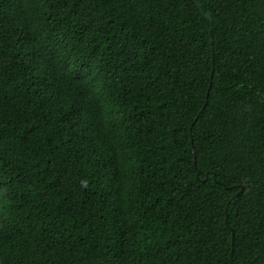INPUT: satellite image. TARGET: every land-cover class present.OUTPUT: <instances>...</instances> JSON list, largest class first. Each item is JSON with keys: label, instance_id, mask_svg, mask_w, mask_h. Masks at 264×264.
<instances>
[{"label": "trees", "instance_id": "trees-1", "mask_svg": "<svg viewBox=\"0 0 264 264\" xmlns=\"http://www.w3.org/2000/svg\"><path fill=\"white\" fill-rule=\"evenodd\" d=\"M0 264H264V0H0Z\"/></svg>", "mask_w": 264, "mask_h": 264}, {"label": "water", "instance_id": "water-1", "mask_svg": "<svg viewBox=\"0 0 264 264\" xmlns=\"http://www.w3.org/2000/svg\"><path fill=\"white\" fill-rule=\"evenodd\" d=\"M197 177H199V175L197 174ZM207 178V177H206ZM240 188V191H239V193L238 194H240L242 191H243V186H240L239 187Z\"/></svg>", "mask_w": 264, "mask_h": 264}]
</instances>
